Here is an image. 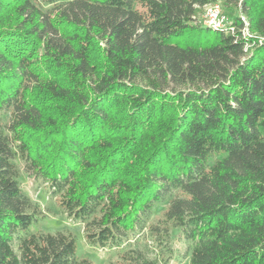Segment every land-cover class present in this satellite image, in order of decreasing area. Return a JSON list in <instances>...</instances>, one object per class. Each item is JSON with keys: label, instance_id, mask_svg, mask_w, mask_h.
<instances>
[{"label": "trees", "instance_id": "1", "mask_svg": "<svg viewBox=\"0 0 264 264\" xmlns=\"http://www.w3.org/2000/svg\"><path fill=\"white\" fill-rule=\"evenodd\" d=\"M0 115V264H95L16 159L107 264H264V0H0Z\"/></svg>", "mask_w": 264, "mask_h": 264}, {"label": "rangeland", "instance_id": "2", "mask_svg": "<svg viewBox=\"0 0 264 264\" xmlns=\"http://www.w3.org/2000/svg\"><path fill=\"white\" fill-rule=\"evenodd\" d=\"M223 14L227 17H235L239 15L238 10L232 11L229 8L222 7ZM204 9L199 12L198 20L199 22L203 19ZM231 19V18H230ZM198 23V22H197ZM198 35L194 33H184L180 37H175L171 40L173 44H178L181 46L185 45H197L198 43L204 42L203 35L213 36V31H199L195 30ZM201 36V37H199ZM7 122V115H0V130H4V126ZM16 164L19 170V184L24 193H26L33 202L37 203L43 211V217L38 218L36 223L33 222L31 228L33 231H42L48 233L65 232L72 233L78 242L79 252L92 261L95 264H107L114 260V256L108 252L106 249H94L89 247L84 238L82 225L78 222H74L66 217L61 210L58 209L54 200L49 198L47 193V188L43 185L33 181V178L28 176L23 169V164L16 159ZM161 209L159 207L157 212ZM173 264V261H171ZM179 264V263H177Z\"/></svg>", "mask_w": 264, "mask_h": 264}, {"label": "built area", "instance_id": "3", "mask_svg": "<svg viewBox=\"0 0 264 264\" xmlns=\"http://www.w3.org/2000/svg\"><path fill=\"white\" fill-rule=\"evenodd\" d=\"M203 12L202 24L215 31H224L226 33L233 34L235 32V26L233 25L232 19L223 14L222 7L220 3H214L206 5ZM243 21V28L241 29L242 35L246 36L247 30L245 26L247 25L244 17L241 16ZM249 46L245 47V51Z\"/></svg>", "mask_w": 264, "mask_h": 264}]
</instances>
